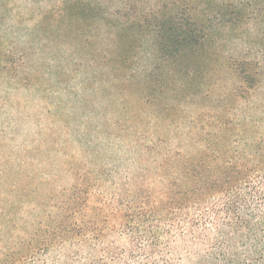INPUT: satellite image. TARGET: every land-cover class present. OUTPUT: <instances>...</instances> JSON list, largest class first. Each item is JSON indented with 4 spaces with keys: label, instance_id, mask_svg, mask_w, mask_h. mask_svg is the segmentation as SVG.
<instances>
[{
    "label": "trees",
    "instance_id": "16d2710c",
    "mask_svg": "<svg viewBox=\"0 0 264 264\" xmlns=\"http://www.w3.org/2000/svg\"><path fill=\"white\" fill-rule=\"evenodd\" d=\"M251 22L264 24V0H187L150 18L118 19L117 37L124 34L114 42L148 33L155 60L134 69L133 47L129 59L101 62L131 69L106 93L119 96L123 109H109L103 125L84 130L90 139L79 145L85 143L86 159L72 158L68 184L40 200L39 183L26 173L5 190L0 264H48L51 255L56 264H264V117L241 124L239 138L224 119L215 137L185 138L187 124L170 120L175 111L159 105L171 81L204 76L201 61L213 60L215 33L238 32ZM261 57L229 62L231 74L252 92L262 82L264 51ZM25 66L14 62L7 74L26 85L29 78L20 79ZM136 79L141 88L128 91ZM112 146L121 159L100 164L88 155ZM7 157L0 158L5 168L13 161ZM14 164L29 167L25 159ZM9 176L2 172L0 180L7 184Z\"/></svg>",
    "mask_w": 264,
    "mask_h": 264
},
{
    "label": "rangeland",
    "instance_id": "374dc122",
    "mask_svg": "<svg viewBox=\"0 0 264 264\" xmlns=\"http://www.w3.org/2000/svg\"><path fill=\"white\" fill-rule=\"evenodd\" d=\"M172 2L184 5L187 0H0V158L11 156L14 162L29 163L27 168L13 161L6 168L0 165V176L10 174L7 184L0 180V197L26 173L39 183L40 200L70 182L65 168L74 164L72 158L86 159L82 148L90 136L84 130L93 132L103 125L110 119L109 109H123L119 96L110 99L106 93L131 69H112L101 62H118L124 55L129 59L133 47L138 50L134 60L139 62L134 69L143 70L155 60L152 35L137 31V36L115 43V36L124 34L117 37L121 30L115 22L150 18L164 5L171 8ZM210 49L213 60L201 61L204 76H192L181 85L171 81L159 105L175 111L170 120L187 124L185 138L189 133L219 135V119L227 121V128H237L239 138L241 124L264 117V70L259 68L262 82L252 92L231 74L229 62L262 61L264 24L251 22L238 32L215 33ZM20 60L26 64L20 77L29 78L26 85L7 74ZM140 80L128 91H134L138 83L141 88ZM132 102L135 99L126 107L133 108ZM81 141L85 143L79 145ZM88 155L101 160L100 164L121 159L114 146L101 152L89 150ZM48 261L56 264L53 255Z\"/></svg>",
    "mask_w": 264,
    "mask_h": 264
}]
</instances>
